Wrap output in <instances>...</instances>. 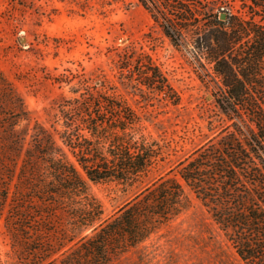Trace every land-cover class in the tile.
Wrapping results in <instances>:
<instances>
[{
	"label": "trees",
	"instance_id": "obj_1",
	"mask_svg": "<svg viewBox=\"0 0 264 264\" xmlns=\"http://www.w3.org/2000/svg\"><path fill=\"white\" fill-rule=\"evenodd\" d=\"M139 2L176 48L222 83L215 97L220 114L210 121L211 130L222 131L180 156L184 150L155 138L115 91L94 92L79 79L75 97L60 106L56 134L37 125L25 148L28 132L17 123L0 127V146L12 156L0 174V219L36 264H109L191 207L186 185L241 260L264 264V0H225L219 11L210 0ZM236 2L241 14L232 11ZM121 62L124 84L141 97L182 103L152 57L126 53ZM88 180L131 196L104 219Z\"/></svg>",
	"mask_w": 264,
	"mask_h": 264
},
{
	"label": "rangeland",
	"instance_id": "obj_2",
	"mask_svg": "<svg viewBox=\"0 0 264 264\" xmlns=\"http://www.w3.org/2000/svg\"><path fill=\"white\" fill-rule=\"evenodd\" d=\"M210 1L219 11L225 0ZM201 7L210 11L207 1ZM148 11L139 0H0V127L17 123L18 130L28 132L25 148L31 146L37 125L55 133L61 104L75 97L71 88L84 78L94 92L115 91L155 138L183 149L180 156L219 134L222 126L211 130L210 121L220 114L215 97L223 91L222 83L212 81L185 49L176 48ZM232 11L242 13L240 2ZM126 53L140 55L142 61L152 57L182 103L176 107L148 101L140 89L124 84L119 67ZM64 75L73 77L71 84L57 81ZM11 157L1 144L0 174L7 173ZM88 187L102 203L104 219L131 196L116 184L88 180ZM184 187L191 207L109 264H245L207 209ZM35 262L1 218L0 264Z\"/></svg>",
	"mask_w": 264,
	"mask_h": 264
},
{
	"label": "water",
	"instance_id": "obj_3",
	"mask_svg": "<svg viewBox=\"0 0 264 264\" xmlns=\"http://www.w3.org/2000/svg\"><path fill=\"white\" fill-rule=\"evenodd\" d=\"M222 20H225L226 19V14H222L221 17H220ZM25 40V38H21V41L23 42Z\"/></svg>",
	"mask_w": 264,
	"mask_h": 264
}]
</instances>
